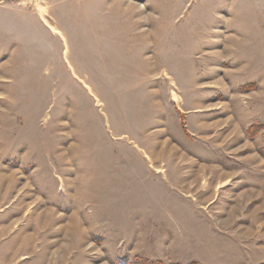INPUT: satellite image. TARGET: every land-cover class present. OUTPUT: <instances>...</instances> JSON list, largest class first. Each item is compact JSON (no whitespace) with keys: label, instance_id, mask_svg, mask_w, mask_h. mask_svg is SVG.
Instances as JSON below:
<instances>
[{"label":"rangeland","instance_id":"rangeland-1","mask_svg":"<svg viewBox=\"0 0 264 264\" xmlns=\"http://www.w3.org/2000/svg\"><path fill=\"white\" fill-rule=\"evenodd\" d=\"M0 264H264V0H0Z\"/></svg>","mask_w":264,"mask_h":264},{"label":"bare ground","instance_id":"bare-ground-1","mask_svg":"<svg viewBox=\"0 0 264 264\" xmlns=\"http://www.w3.org/2000/svg\"><path fill=\"white\" fill-rule=\"evenodd\" d=\"M37 4H38V2H37ZM39 11L42 13V11H41V9H39ZM58 34H60L61 35V31L59 30V29H56L55 30ZM152 160V159H151ZM158 172H160V171H163V169L162 168H157L156 169ZM5 178V176L4 175H1V179H4ZM11 182V181H10ZM12 182H13V180H12ZM11 186H13L12 185V183H11ZM28 188V187H27ZM16 191V189H14L13 190V193ZM26 196H27V191H26V189L23 191V192H21L20 194H19V198H18V203L21 205V211H22V208L23 207H25V203H24V199L26 198ZM37 207V205L33 208V209H35ZM32 209V210H33ZM26 212H28V210L26 211ZM33 212V211H32ZM34 213V212H33ZM52 212H47V211H45V210H42L41 211V213H39V214H42V216H41V218H42V220L41 221H39V226H40V228H41V226L44 228V231L46 230V227L45 226H47V225H49V221H50V216L52 215L51 214ZM52 218V217H51ZM42 229V228H41ZM40 229V230H41ZM37 230V229H36ZM31 239L33 240V237L31 236Z\"/></svg>","mask_w":264,"mask_h":264}]
</instances>
